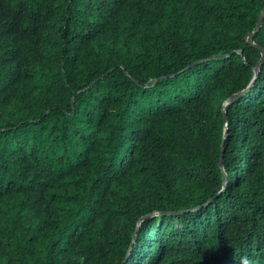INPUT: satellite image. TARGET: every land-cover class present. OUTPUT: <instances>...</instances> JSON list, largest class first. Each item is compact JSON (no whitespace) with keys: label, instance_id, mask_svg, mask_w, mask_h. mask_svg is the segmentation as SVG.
Wrapping results in <instances>:
<instances>
[{"label":"trees","instance_id":"16d2710c","mask_svg":"<svg viewBox=\"0 0 264 264\" xmlns=\"http://www.w3.org/2000/svg\"><path fill=\"white\" fill-rule=\"evenodd\" d=\"M263 9L0 0V264H264Z\"/></svg>","mask_w":264,"mask_h":264},{"label":"water","instance_id":"95a60500","mask_svg":"<svg viewBox=\"0 0 264 264\" xmlns=\"http://www.w3.org/2000/svg\"><path fill=\"white\" fill-rule=\"evenodd\" d=\"M263 19H264V9H263V11H262V13H261V16H260V19H259L258 25H257V27H256V31L260 30V25H261V23L263 22ZM253 36H254V33H252V34L249 35V37H248V41H249V42H252V40H253ZM263 61H264V52H263V58H262L261 62H260L259 65H258L259 68L262 66ZM259 68H258V69H259ZM224 120H225V125L227 126L228 123H227L226 116H225V119H224ZM227 132H228V129L226 130L225 134H227ZM223 149H224V141L222 142V152H223ZM223 177H224V179H225V182H227L228 179L226 178V175H225L224 172H223Z\"/></svg>","mask_w":264,"mask_h":264}]
</instances>
